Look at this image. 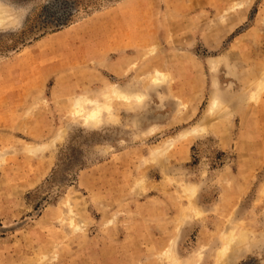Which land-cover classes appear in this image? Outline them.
Returning <instances> with one entry per match:
<instances>
[{"label": "rangeland", "instance_id": "rangeland-1", "mask_svg": "<svg viewBox=\"0 0 264 264\" xmlns=\"http://www.w3.org/2000/svg\"><path fill=\"white\" fill-rule=\"evenodd\" d=\"M0 264H264V0H0Z\"/></svg>", "mask_w": 264, "mask_h": 264}, {"label": "crops", "instance_id": "crops-1", "mask_svg": "<svg viewBox=\"0 0 264 264\" xmlns=\"http://www.w3.org/2000/svg\"><path fill=\"white\" fill-rule=\"evenodd\" d=\"M67 29H64L63 31H59L58 33H65V34H71L72 32L71 31H66ZM71 39H72V37H71ZM35 50H36V47H33L32 48V51H34L35 52ZM22 80H25V79H22Z\"/></svg>", "mask_w": 264, "mask_h": 264}, {"label": "bare ground", "instance_id": "bare-ground-1", "mask_svg": "<svg viewBox=\"0 0 264 264\" xmlns=\"http://www.w3.org/2000/svg\"><path fill=\"white\" fill-rule=\"evenodd\" d=\"M6 10V9H5ZM11 13V12H10ZM12 15H14V14H12ZM5 17H6V14L4 15ZM7 18H8V16H7ZM7 20V19H6ZM9 20H11L10 18H9ZM10 22V21H9ZM4 24H7V22L6 23H4ZM10 24V23H9ZM196 132V131H195Z\"/></svg>", "mask_w": 264, "mask_h": 264}]
</instances>
